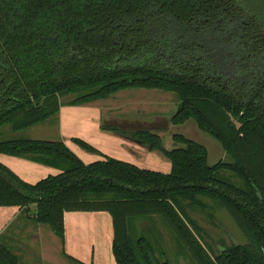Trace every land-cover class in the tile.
Returning a JSON list of instances; mask_svg holds the SVG:
<instances>
[{"label":"trees","instance_id":"trees-1","mask_svg":"<svg viewBox=\"0 0 264 264\" xmlns=\"http://www.w3.org/2000/svg\"><path fill=\"white\" fill-rule=\"evenodd\" d=\"M128 89L175 94L172 125L194 120L228 160L210 165L208 149L180 134L168 150L155 132L106 126L164 154L172 171L80 139L104 159L86 164L61 139L2 137L7 126L17 133L57 118L62 97L81 93L68 104L80 106ZM0 153L59 170L33 185L0 163V207L36 206L35 222L63 244L67 212H108L117 264H170L154 231L131 235L132 219L161 217L194 264H264V14L239 0H0ZM204 198L230 213L246 243L214 252L189 213L208 208ZM0 264H20L1 238Z\"/></svg>","mask_w":264,"mask_h":264},{"label":"rangeland","instance_id":"rangeland-1","mask_svg":"<svg viewBox=\"0 0 264 264\" xmlns=\"http://www.w3.org/2000/svg\"><path fill=\"white\" fill-rule=\"evenodd\" d=\"M239 1L248 11L258 15L264 14V0ZM213 38V36L204 35L202 41L208 44L214 40ZM226 55V52L223 50L218 52V57H222V59ZM80 94L77 93L61 98L62 105L64 104L61 107L63 109L65 107L84 108L75 114V118L77 119L91 117L98 108L107 111L105 112V117H103L104 125L106 120L112 118L141 122H151L159 118L160 122H169V128L167 130L155 131V133L162 137L166 149L171 150L177 146L173 140V136L180 134L204 145L208 149L210 165H215L219 161L228 160L220 142L202 132L194 120H190L184 125H172L171 119L176 113L179 104L177 97L173 93L160 90L128 89L118 92L108 99L94 101L92 102L94 104L91 106L67 105L73 102ZM88 109L90 112L87 111ZM57 121L58 117L37 127L17 133L12 132L10 127L7 126L2 129V137L56 140L53 136L54 133L57 134ZM77 128L79 127L77 126ZM79 150L85 152L81 147H79ZM154 154L164 159L163 161L167 159V163H161V160H157V162L151 161L148 170L164 173L166 168L163 165H165L167 168H170L168 170V173H170L172 171V163L169 159L164 154H161L162 156L158 153ZM154 157L155 159H159V157ZM231 175L229 172H222L223 177H230ZM203 201L208 205V208L203 209L202 206H199V208L190 209L189 213L202 228L205 242L212 246L215 253L223 250L224 246H231L235 243H246L244 234L226 209L210 199L204 198ZM35 210L36 206H31L27 215L30 216L31 213L32 216L35 214ZM22 225H25L22 232L24 233L26 230L29 231V234L27 236L23 233L16 234L15 236L19 237L14 240L12 246L10 245V249L16 255L19 254L17 256L20 259V264H75L65 259L66 257L62 253L61 242L49 226L36 223L32 217L30 220H24ZM130 229L133 238H137L141 234L151 237L150 235L154 231L155 236L159 240L161 239L158 252L164 254L163 257L169 260L170 264H194L191 256L187 252L179 249L174 235L161 217L132 219ZM42 249L44 256L41 252Z\"/></svg>","mask_w":264,"mask_h":264},{"label":"crops","instance_id":"crops-1","mask_svg":"<svg viewBox=\"0 0 264 264\" xmlns=\"http://www.w3.org/2000/svg\"><path fill=\"white\" fill-rule=\"evenodd\" d=\"M93 104L94 103H88L84 105L91 106ZM82 109L84 108H61L57 121V134L54 133L53 137L56 140L61 139L64 141L84 163L91 164L103 160L104 158L80 151L79 146L73 142V139L83 140L92 145L103 155L131 163L141 169L148 170L151 161L157 162V160H161V163L167 161V159L163 161L164 159L154 154L158 153L161 155L162 153L157 151L152 152L153 150L148 146L128 136L105 130L103 128V126H105L103 124V117H105V112H107L105 110H100L98 108L91 117H84L81 119L75 118V114ZM87 111L90 112L89 109ZM77 126L79 128H77ZM154 156L157 158L159 157V159H155ZM0 163L8 167L21 180L33 185L60 173L59 170L55 168L29 159L3 153H0ZM163 167L166 168L164 173L168 174L170 168H167L165 165H163ZM31 217L33 218L31 213L30 216H28L27 212L23 211L19 206L0 207L1 240L8 247H11L14 240L19 237L15 235L23 233L22 231L26 223L21 226L22 222L24 220H30ZM64 222L65 243L63 244L60 241L62 253L65 252L68 256L84 264H117L113 253V242L115 237L114 223L112 216L108 212H67ZM23 234L27 236L29 231L25 230ZM41 252L44 256L43 249ZM17 255L19 256V254Z\"/></svg>","mask_w":264,"mask_h":264},{"label":"water","instance_id":"water-1","mask_svg":"<svg viewBox=\"0 0 264 264\" xmlns=\"http://www.w3.org/2000/svg\"><path fill=\"white\" fill-rule=\"evenodd\" d=\"M159 118L151 122H141V121H130L122 119H108L105 121V126L108 128L119 129L125 132H139V131H164L169 128V122H160ZM160 126V127H159Z\"/></svg>","mask_w":264,"mask_h":264},{"label":"flooded vegetation","instance_id":"flooded-vegetation-1","mask_svg":"<svg viewBox=\"0 0 264 264\" xmlns=\"http://www.w3.org/2000/svg\"><path fill=\"white\" fill-rule=\"evenodd\" d=\"M264 9V8H263Z\"/></svg>","mask_w":264,"mask_h":264}]
</instances>
